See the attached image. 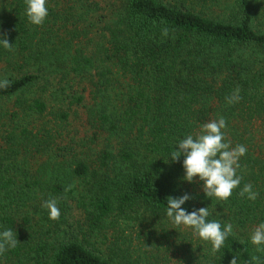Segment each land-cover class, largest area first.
Here are the masks:
<instances>
[{"label": "trees", "instance_id": "obj_1", "mask_svg": "<svg viewBox=\"0 0 264 264\" xmlns=\"http://www.w3.org/2000/svg\"><path fill=\"white\" fill-rule=\"evenodd\" d=\"M208 1L48 0V15L35 26L24 16V0H0V34L13 43L10 51L0 48L6 74L0 78L11 82L0 89V102L16 97L23 114L20 120L16 113L0 114V226L11 227L19 243L0 255V264H229L233 256L237 264H264V252L248 239L264 220V0H226L227 15L215 16L196 9ZM91 30L99 37L96 46L69 50L68 36ZM56 76L66 85L87 84L82 90L92 97L90 131L74 146L77 153L71 148L72 165L67 148L55 147L46 131L20 128L30 115L44 117L48 110L45 100L27 102L22 93ZM237 88L240 99L229 104ZM69 98L68 107L84 106V93ZM221 116L226 139L247 152L237 170L240 186L227 200L211 201L195 179L181 184L182 157L165 162L178 138ZM37 149L51 153L42 166L59 181L48 180L41 167L28 182L20 177L12 159L27 162ZM74 178L86 181L80 199L85 231L109 241L111 227L137 225L138 243L117 237L105 257L79 237L52 240L46 232L27 231L30 217L20 221L19 209L60 196ZM246 183L258 193L255 201L238 194ZM185 191L195 199L183 207L209 205L210 219L233 225L220 251L212 253L190 228L165 217L167 196Z\"/></svg>", "mask_w": 264, "mask_h": 264}, {"label": "clouds", "instance_id": "obj_2", "mask_svg": "<svg viewBox=\"0 0 264 264\" xmlns=\"http://www.w3.org/2000/svg\"><path fill=\"white\" fill-rule=\"evenodd\" d=\"M48 0H24V16L32 25H42L48 15ZM167 34V29L164 30ZM13 43H9L6 36L0 34V48L12 50ZM10 81L0 78V89L7 88ZM228 103L239 101V89L229 96ZM227 122L224 117L208 120L200 124L196 133H188L183 138H178L172 146L168 159L175 163L183 158L181 168L183 175L179 177L181 184H192L194 179L198 182L204 198L217 201L227 200L234 189L241 184L242 177L237 174L240 169V158L243 157L247 148L243 144L232 146L226 139L225 129ZM249 201H255L258 193L254 191L252 184H244L238 193ZM195 199V195L182 192L178 196H167L165 217L175 227L190 228L199 241L210 245L212 253L220 251L224 247L226 238L232 234L231 223H221V219H210L212 211L209 205L194 208L189 211L183 205ZM48 212L51 220L60 217V209L56 199H46L41 205ZM175 229V228H169ZM250 243L255 246L256 252H264V220L257 222L250 236ZM16 232L11 228L0 226V255L5 251L16 248L18 245ZM258 260V257H253ZM238 258L233 256L229 264H237Z\"/></svg>", "mask_w": 264, "mask_h": 264}, {"label": "rangeland", "instance_id": "obj_3", "mask_svg": "<svg viewBox=\"0 0 264 264\" xmlns=\"http://www.w3.org/2000/svg\"><path fill=\"white\" fill-rule=\"evenodd\" d=\"M168 1L174 2V0ZM225 1L226 0L221 1L220 5H217L216 1L214 0L208 1L207 3L203 4L198 3V5H196V9L212 16L227 15L225 13ZM186 4L192 7L189 2H186ZM98 25L99 24H96L95 27H92L97 35H99V33L96 32L95 28H97ZM94 30H91V32H88L86 35H81L74 38L68 36V38L71 39L70 40L67 38L68 40H70L69 50H73L78 46H85V44L88 43L90 44V48L94 45L96 46L99 37L93 32ZM4 75L6 74L0 71V77H3ZM58 81L59 80L57 76L50 78L48 81L42 79L37 85L25 90L22 93L20 97L22 99H25L27 102H29L34 97L45 100L48 104V110L45 113L44 117L30 115V117H27L26 122L21 127H19L22 128L26 126L28 127V129L33 130L32 132L34 134L38 132L44 133L46 131L47 134H50L52 136V139L55 141V147L63 146L67 148L64 156L68 161L67 164L72 165L74 154L71 153V148H74L75 145L80 146L82 140L90 131L86 123V110L90 108V105H92V97L89 95V89L85 92L82 90L83 87L87 84H83V82H80L79 80L70 81L68 82V85L59 83ZM75 92L76 94L84 93V106H77L72 104L68 107L67 101L70 100L69 95H73L75 94ZM65 97H67V101L63 105L61 99ZM15 99L16 97L1 101L0 114H6L9 117L12 115V113H16L17 117L14 120H20L23 116L21 112L22 108L16 107L17 105L15 104ZM60 109L68 112L67 119L63 120L58 116V111H60ZM4 120L6 121L5 123L9 124L6 119ZM38 148L41 149V147ZM75 153H77L76 150ZM50 154L51 153H48V151H38L37 149L33 154V156H35L34 159L32 157L29 159V161L24 162L22 158H20V156H17L13 158L12 161L18 166V169L16 171L25 182L31 180V177L33 178L34 171L37 169V167L45 169L43 170L44 175L48 180L57 182V180L59 181V178L57 179L56 176L52 174L50 168L47 166L46 169L42 166V163ZM57 158L62 160L63 156L58 155ZM4 163L8 165L7 161H5ZM12 172L15 173L14 171ZM85 184L86 181L74 178L69 182V184L65 188V191L60 196L54 198L58 202V207L61 213L60 217L56 220L49 219L47 210L41 206L44 200L37 201L35 205L33 207L31 206L29 209L20 208L16 215L20 221L21 218L29 215L30 222L26 227L29 233H34L35 231L46 232L51 236L52 240H62L79 237L88 247H90L91 245L92 248L100 251L101 254L105 257H109L108 253L106 252L108 242L115 241L114 239H116L117 237L122 238L123 236H127L128 241L133 240V243H138L137 235H141V233H139L137 225L129 226L121 223L119 226L111 227L107 232L109 241L101 235L98 236L85 231V211L80 203V199L84 197ZM61 204L62 206H64L63 209H61Z\"/></svg>", "mask_w": 264, "mask_h": 264}]
</instances>
